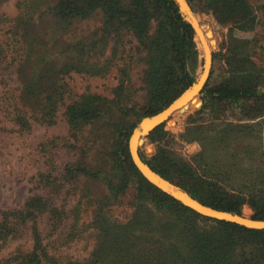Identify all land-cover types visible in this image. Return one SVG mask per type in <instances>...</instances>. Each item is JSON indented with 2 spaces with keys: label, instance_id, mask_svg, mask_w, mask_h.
<instances>
[{
  "label": "rangeland",
  "instance_id": "rangeland-1",
  "mask_svg": "<svg viewBox=\"0 0 264 264\" xmlns=\"http://www.w3.org/2000/svg\"><path fill=\"white\" fill-rule=\"evenodd\" d=\"M59 1L0 0V264H139L134 255L160 236L152 229L159 216L153 192L126 168L124 147L133 162L124 125L134 127L150 109L151 66L170 46L165 8L144 0L139 14L106 23L101 9L58 18ZM185 1L207 32L204 86L250 87L257 96L211 99L203 86L138 152L145 161L163 148L248 196L264 181V0H244L249 14L239 11L237 20L224 0H205L207 10ZM232 47L242 57L232 59ZM202 66L193 31L183 69L194 82ZM86 98L98 115L72 118L70 108ZM244 211L255 212L247 202L236 214Z\"/></svg>",
  "mask_w": 264,
  "mask_h": 264
},
{
  "label": "trees",
  "instance_id": "trees-1",
  "mask_svg": "<svg viewBox=\"0 0 264 264\" xmlns=\"http://www.w3.org/2000/svg\"><path fill=\"white\" fill-rule=\"evenodd\" d=\"M156 1L165 8L164 30L168 33L170 46L161 63L151 66L148 84L150 109L140 117L154 114L166 107L192 82L183 69L186 47L193 34L192 27L183 19L174 0ZM189 1L197 9H210L205 0ZM143 3L144 0H61L52 11L58 18H68V16H88L96 9H101L105 14L106 23H111L126 14H139ZM223 8L229 15V20H237L239 11L240 14H249V8L244 0H224ZM168 27H171V30ZM242 53L240 48L238 50L237 47L231 48L232 59L237 60L242 57ZM251 63L253 64L252 61ZM201 93L217 100L247 99L257 96L253 88L227 83L215 87H208L206 84ZM86 99L82 104L70 108L69 113L72 118L82 120L98 115L101 109L97 102L95 103L93 98ZM158 103L161 105L156 107ZM163 126L162 123L153 128L147 137L155 141L163 131ZM124 127L126 140L133 124ZM216 138H219V135H216ZM125 149L124 147L123 155L126 168L132 171L139 184L153 192L155 197L153 202L157 211L155 214L159 216L156 219L159 220L158 226L152 229L160 236L155 243L147 244L149 250L144 246L142 252L137 251L134 257L139 264H264V228H250L197 213L147 181L131 163ZM145 162L155 172L165 179L176 182L205 205L239 213L240 206L247 202L255 210L252 218L264 220V181L252 185L250 193L246 196L241 192H229L219 184L218 180L200 176L193 166L163 148H158L155 155ZM76 168L77 171H84V168ZM87 174L96 177L98 172H87ZM127 177L122 171L120 180L126 182ZM105 181L107 186L113 189V182L110 179ZM243 215L247 217L249 214L244 211ZM152 229L148 230L152 231ZM150 255L152 256L147 257Z\"/></svg>",
  "mask_w": 264,
  "mask_h": 264
},
{
  "label": "water",
  "instance_id": "water-1",
  "mask_svg": "<svg viewBox=\"0 0 264 264\" xmlns=\"http://www.w3.org/2000/svg\"><path fill=\"white\" fill-rule=\"evenodd\" d=\"M174 1L177 4L180 13H182L183 17H186L185 20L188 23H190V25H191V27H192L195 35H196V38L198 40V43H199V45L201 47V51H202L203 66H202L200 74L195 78L194 82H192L188 87H186L166 107H164L163 109H161L160 111H158L154 114L143 116L138 120L136 125L132 128L130 135L128 137V142H127V148H128V152L130 154L131 160H132L133 164L135 165V167L137 168V170L140 172V174L147 181H149L151 184L156 186L158 189L168 193L169 195H171L172 197H174L175 199L180 201L182 204L190 207L191 209H193L197 213H199L203 216H206V217L214 218V219H220V220H227V221L235 222V223H238V224L244 225L246 227H250V228H264V220L254 219L252 217H248L246 219V218L242 217V215H240V214L231 213V212L212 208L208 205L203 204L199 200L193 198L189 193L182 190L180 187L173 185L170 181H168L167 179H165L164 177H162L161 175L156 173L147 163H145V161L141 158V156L138 152V147L143 143V138L153 128L162 124L163 122H166L172 115H174L178 111L179 112L183 111L182 108L184 107V104H185L188 96L190 95L189 93L192 90L196 89L197 90V96L199 95V92L201 91L202 87L204 86V83L207 80V76H208V72H207L204 76L203 82H201V84L199 85V82L201 81L203 74L205 73V55H204V52L202 49L203 44H202L201 37L204 39L207 36L206 35L207 32L204 33L201 30V32H202V36H201V33H199V30H197V28L194 24V22H196L198 24V21H196V19L193 16H190V13H191L190 7L188 6V4L185 0H183L186 4L185 8L181 5L180 0H174ZM207 44H208V42H207ZM208 56H209V69H210V64H211L210 52L208 53ZM209 69H208V71H209ZM184 95L186 97H184ZM172 106H174V107L172 109H170V107H172ZM180 110H182V111H180ZM166 111H169V113L163 119H161L159 122H157L155 125L150 127V126H148L149 123L145 122L146 119H154L155 117H157L160 114H163ZM134 135H136V137H137V140L135 139V141H138L137 142L138 146H135V143L132 142V138ZM160 180H162L166 183L165 186H162L159 184ZM181 193L183 194V197L180 196Z\"/></svg>",
  "mask_w": 264,
  "mask_h": 264
},
{
  "label": "bare ground",
  "instance_id": "bare-ground-1",
  "mask_svg": "<svg viewBox=\"0 0 264 264\" xmlns=\"http://www.w3.org/2000/svg\"><path fill=\"white\" fill-rule=\"evenodd\" d=\"M180 2H181V5L185 8V7H186L185 2H184L183 0H180ZM196 20H197V19H196ZM198 23H199V22H198ZM194 24H195L197 30H199V33H201V36H202V32H201L202 29L200 28V25H198L196 22H194ZM209 34H210V33H208V35H209ZM201 40H202L203 50H204V54H205V73L203 74V77H202L201 81L199 82V85L201 84V82H203L204 76H205V74L207 73L208 66H209L208 48H207V45H206L205 40H204L202 37H201ZM189 94H190V95L188 96L187 100L190 102V100H191L193 97H195V96L197 95V90L194 89V90H192ZM184 97H186V96L184 95ZM189 99H190V100H189ZM187 100H186V102H185V104H184V107L182 108L183 111L186 110V108L189 107V102H188ZM173 107H174V106L170 107V109H172ZM170 109H169V110H170ZM182 110H180V111H182ZM168 113H169V111H166V112H164L163 114L158 115V116L155 117L154 119H146L145 122H148V123L150 124V125L148 124V126L151 127V126L155 125L157 122H159L161 119H163ZM135 139L137 140L136 135L133 136V138H132V142L135 143V146H138V145H137V144H138V143H137L138 141H135ZM133 140H134L135 142H134ZM133 145H134V144H133ZM159 184L162 185V186H165L166 183H165L164 181L160 180V181H159ZM180 196L183 197V194L181 193ZM246 219H247V217H246Z\"/></svg>",
  "mask_w": 264,
  "mask_h": 264
}]
</instances>
